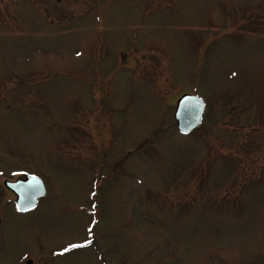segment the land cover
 <instances>
[{"label": "rangeland", "instance_id": "rangeland-1", "mask_svg": "<svg viewBox=\"0 0 264 264\" xmlns=\"http://www.w3.org/2000/svg\"><path fill=\"white\" fill-rule=\"evenodd\" d=\"M28 260L264 264V0H0V264Z\"/></svg>", "mask_w": 264, "mask_h": 264}, {"label": "water", "instance_id": "water-1", "mask_svg": "<svg viewBox=\"0 0 264 264\" xmlns=\"http://www.w3.org/2000/svg\"><path fill=\"white\" fill-rule=\"evenodd\" d=\"M175 106L174 120L180 134L188 135L201 126L206 109L202 98L184 93L177 99ZM4 186L15 194L16 209L20 212L33 210L39 200L47 195L43 181L34 175H26L16 181H5ZM26 264H31V261Z\"/></svg>", "mask_w": 264, "mask_h": 264}, {"label": "snow or ice", "instance_id": "snow-or-ice-1", "mask_svg": "<svg viewBox=\"0 0 264 264\" xmlns=\"http://www.w3.org/2000/svg\"><path fill=\"white\" fill-rule=\"evenodd\" d=\"M80 246H81V245H77V244H72V245H71L72 248H76V247H80ZM66 250H68V249H66Z\"/></svg>", "mask_w": 264, "mask_h": 264}, {"label": "trees", "instance_id": "trees-1", "mask_svg": "<svg viewBox=\"0 0 264 264\" xmlns=\"http://www.w3.org/2000/svg\"><path fill=\"white\" fill-rule=\"evenodd\" d=\"M198 130V129H197Z\"/></svg>", "mask_w": 264, "mask_h": 264}]
</instances>
